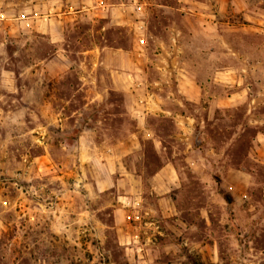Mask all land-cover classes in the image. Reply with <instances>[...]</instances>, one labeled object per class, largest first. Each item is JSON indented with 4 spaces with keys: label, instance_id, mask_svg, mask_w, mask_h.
<instances>
[{
    "label": "rangeland",
    "instance_id": "rangeland-1",
    "mask_svg": "<svg viewBox=\"0 0 264 264\" xmlns=\"http://www.w3.org/2000/svg\"><path fill=\"white\" fill-rule=\"evenodd\" d=\"M0 264H264V0H0Z\"/></svg>",
    "mask_w": 264,
    "mask_h": 264
},
{
    "label": "crops",
    "instance_id": "crops-1",
    "mask_svg": "<svg viewBox=\"0 0 264 264\" xmlns=\"http://www.w3.org/2000/svg\"><path fill=\"white\" fill-rule=\"evenodd\" d=\"M50 30L51 28L49 24L47 23L45 25V28L41 29L43 33H47V34H51ZM141 129H143V127ZM155 145H156V148L157 147L159 148L160 147L159 145H161V141L155 140ZM153 177L155 180H158V181L163 180L169 186H171V184H177V181L180 180V174L178 172V169L172 161L166 162L164 165H162L160 169L154 174ZM158 194L160 195L159 201H160L161 207L163 208L162 211L164 213H167L166 203L171 197L170 195H168L167 190L158 191Z\"/></svg>",
    "mask_w": 264,
    "mask_h": 264
}]
</instances>
